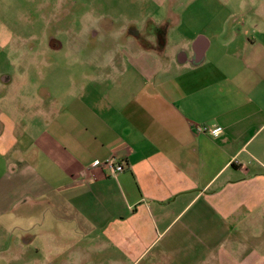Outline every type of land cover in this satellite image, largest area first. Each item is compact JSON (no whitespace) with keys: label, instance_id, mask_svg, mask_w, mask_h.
Masks as SVG:
<instances>
[{"label":"crops","instance_id":"1","mask_svg":"<svg viewBox=\"0 0 264 264\" xmlns=\"http://www.w3.org/2000/svg\"><path fill=\"white\" fill-rule=\"evenodd\" d=\"M154 1L175 53L132 29L33 104L0 75V231L34 242L26 264H264L238 230L264 190V0Z\"/></svg>","mask_w":264,"mask_h":264},{"label":"rangeland","instance_id":"2","mask_svg":"<svg viewBox=\"0 0 264 264\" xmlns=\"http://www.w3.org/2000/svg\"><path fill=\"white\" fill-rule=\"evenodd\" d=\"M155 3L154 0H0V75L12 76L10 84L1 86L22 90L24 93L15 96L14 101L26 104L34 103L33 91L40 88L66 90L70 83L78 86L86 75L99 71L106 55L116 50L124 38H131L130 29L137 32L140 42L151 40L155 49L175 53L173 33L161 28L165 21H155L157 15L164 14L165 6L158 9ZM166 6L170 8L172 2L168 0ZM184 7L188 9L183 18L192 24L197 5L189 1ZM53 37L61 42L59 48H50L49 40ZM258 178L264 183V174ZM248 205L249 209L257 207L242 218L238 230L242 235L264 234V190L251 192ZM17 227L15 220L4 233L0 231V264H26L25 261L34 258V242L24 246L27 249L24 253V234ZM258 240V237L247 240V246L256 245Z\"/></svg>","mask_w":264,"mask_h":264},{"label":"built area","instance_id":"3","mask_svg":"<svg viewBox=\"0 0 264 264\" xmlns=\"http://www.w3.org/2000/svg\"><path fill=\"white\" fill-rule=\"evenodd\" d=\"M197 132L205 131L203 126L196 127ZM91 167H106L111 171V174L115 176L117 173L124 170L125 166L121 163H115L113 159L109 158L104 161H95L91 164Z\"/></svg>","mask_w":264,"mask_h":264},{"label":"flooded vegetation","instance_id":"4","mask_svg":"<svg viewBox=\"0 0 264 264\" xmlns=\"http://www.w3.org/2000/svg\"><path fill=\"white\" fill-rule=\"evenodd\" d=\"M157 31H159V30H157ZM129 32H133V30L130 29ZM49 46L52 49L59 48L61 46V42L59 40H57L55 37H53L49 40Z\"/></svg>","mask_w":264,"mask_h":264}]
</instances>
